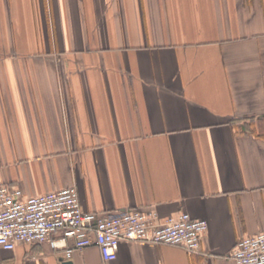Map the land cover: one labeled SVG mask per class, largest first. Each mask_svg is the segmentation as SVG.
<instances>
[{
    "label": "crops",
    "instance_id": "0c3cea01",
    "mask_svg": "<svg viewBox=\"0 0 264 264\" xmlns=\"http://www.w3.org/2000/svg\"><path fill=\"white\" fill-rule=\"evenodd\" d=\"M0 185L186 212L194 251L0 247V264H236L264 231V0H0Z\"/></svg>",
    "mask_w": 264,
    "mask_h": 264
},
{
    "label": "built area",
    "instance_id": "2783aa9c",
    "mask_svg": "<svg viewBox=\"0 0 264 264\" xmlns=\"http://www.w3.org/2000/svg\"><path fill=\"white\" fill-rule=\"evenodd\" d=\"M207 222L182 212L159 221L153 209L117 214L84 211L75 187L23 196L19 188L0 185V247L47 242L63 249L66 258L95 246L104 260L116 257L121 242H151L194 251ZM229 258L236 264H264V231L236 240Z\"/></svg>",
    "mask_w": 264,
    "mask_h": 264
},
{
    "label": "water",
    "instance_id": "95a60500",
    "mask_svg": "<svg viewBox=\"0 0 264 264\" xmlns=\"http://www.w3.org/2000/svg\"><path fill=\"white\" fill-rule=\"evenodd\" d=\"M64 264H69V262H65Z\"/></svg>",
    "mask_w": 264,
    "mask_h": 264
}]
</instances>
